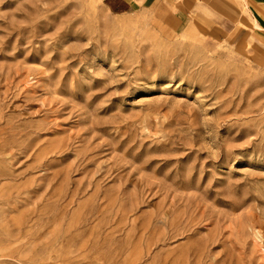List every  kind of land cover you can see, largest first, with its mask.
I'll return each instance as SVG.
<instances>
[{
	"label": "rangeland",
	"instance_id": "rangeland-1",
	"mask_svg": "<svg viewBox=\"0 0 264 264\" xmlns=\"http://www.w3.org/2000/svg\"><path fill=\"white\" fill-rule=\"evenodd\" d=\"M167 1L0 0V264H264V0Z\"/></svg>",
	"mask_w": 264,
	"mask_h": 264
},
{
	"label": "crops",
	"instance_id": "crops-1",
	"mask_svg": "<svg viewBox=\"0 0 264 264\" xmlns=\"http://www.w3.org/2000/svg\"><path fill=\"white\" fill-rule=\"evenodd\" d=\"M136 1H138V0H102V2L104 3L106 9H107L109 12L113 13V14H115V13H116V14H119V13H126V12H128V11L134 9V7L137 6L138 4H144V5H146V4H148L149 1H151V0H139V2H140V1H142V2H141V3H138V4H136V3H137ZM164 1H165L166 4L169 5V6H172L171 4L174 2V1H172V0H171L172 2H169V1H167V0H164ZM197 3H199V2H197ZM135 4H136V5H135ZM199 5H200V4H199ZM195 6H197V4H195ZM197 7H199V6H197ZM197 7H196V8H197ZM170 8H171V7H170ZM179 8H181L180 10L183 9L181 3H180V5H179Z\"/></svg>",
	"mask_w": 264,
	"mask_h": 264
},
{
	"label": "bare ground",
	"instance_id": "bare-ground-1",
	"mask_svg": "<svg viewBox=\"0 0 264 264\" xmlns=\"http://www.w3.org/2000/svg\"><path fill=\"white\" fill-rule=\"evenodd\" d=\"M252 24H253L252 25V29L255 28V27H257L256 24H255V22H253Z\"/></svg>",
	"mask_w": 264,
	"mask_h": 264
}]
</instances>
